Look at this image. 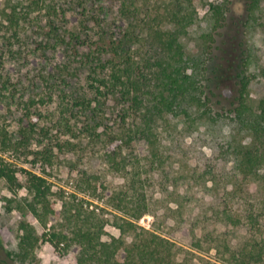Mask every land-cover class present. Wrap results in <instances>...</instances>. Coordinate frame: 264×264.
Instances as JSON below:
<instances>
[{
    "label": "trees",
    "instance_id": "trees-1",
    "mask_svg": "<svg viewBox=\"0 0 264 264\" xmlns=\"http://www.w3.org/2000/svg\"><path fill=\"white\" fill-rule=\"evenodd\" d=\"M58 1L45 6V16H50L40 33L39 44L44 59L47 60L48 48L57 49L67 63L58 64L52 73L65 81L83 71L91 81L89 92L94 98L102 97L112 101L115 108L119 106L120 140L125 144H144L150 153V168L162 164L157 131L170 116L182 124L183 138L203 133L212 149V159L222 168L230 163L233 175L256 177L264 185V97L255 108L248 102L249 84L264 80V0H113L117 15L125 22L122 29L106 22L107 0ZM234 1L243 4L244 14L238 24L242 39L234 68L233 95L226 103L228 98L222 95L221 82L211 66ZM205 7L206 27L198 33L197 52L188 55L182 38L196 22L197 10ZM9 21L16 23L14 18ZM72 63L76 66L69 72ZM76 105L84 104L79 100ZM86 106L91 107L90 100ZM224 126L228 129L226 136L222 134ZM24 139L14 143V148L23 146ZM10 143L8 136H2L3 147H13ZM106 155L111 169L130 174L131 179L129 192L126 191L127 205L118 208L121 212L111 222L103 214L89 210V203L77 200L75 194L55 210L49 200L47 180L21 170L24 183L20 184L18 170L0 155V179L12 190L24 187L28 194L19 207L23 219L18 223L17 244L0 253L1 264H25L30 260L39 241L30 217L48 228L42 235L43 242L59 250L74 249L75 264H175V244L141 225L148 217V205L140 190V159L133 156L134 161L129 162L125 156L117 160L115 153ZM260 215L264 218V209ZM219 216L234 218V223L240 221L227 212L217 211L214 223ZM258 217L248 214L244 219L253 226ZM107 224L119 230L117 237L106 234ZM259 224L263 226L264 219ZM103 235L108 236L104 239ZM205 237L209 249L218 248L209 240L211 234ZM225 250L228 256L213 264L264 262V238L237 251L226 246Z\"/></svg>",
    "mask_w": 264,
    "mask_h": 264
},
{
    "label": "rangeland",
    "instance_id": "rangeland-1",
    "mask_svg": "<svg viewBox=\"0 0 264 264\" xmlns=\"http://www.w3.org/2000/svg\"><path fill=\"white\" fill-rule=\"evenodd\" d=\"M52 4L53 0H0V141L6 135L11 146L25 138L24 145L16 149L15 145L3 147L0 144V155L18 170L20 184L24 183L21 170L31 171L49 183V200L55 210L75 194L77 200L89 203V210L103 214L111 222L120 214L118 208L127 205L131 179L130 174L111 169L106 154H117V160L125 156L129 162L136 156L140 159L139 172L143 181L140 190L148 205V217L141 225L175 244V264H213L228 256L225 246L237 251L264 238V225L259 224L264 219L260 215L264 209L263 181L233 175L230 163L222 168L212 159V149L203 133L183 138L179 119L167 116L157 131L162 164L152 169L150 153L144 144L137 141L125 144L120 140L117 133L121 124L117 115L119 106L115 108L112 101L102 97L94 98L89 92L91 81L83 71L65 81L52 73L58 69V64L67 63L57 49L48 48L47 60L39 49L40 33L50 16H45V6ZM232 9L211 66L221 82L222 95L228 98L226 103L233 95L234 68L242 39L238 24L244 14L240 1H234ZM104 10L110 27L122 29L125 26L113 0L104 3ZM205 13L206 7L197 10L196 22L182 38L183 49L188 55L197 52L198 33L206 27ZM11 18L16 23H11ZM74 66L76 63L67 71H72ZM248 94V102L255 108L264 97V80H253ZM79 100L84 105H76ZM89 100L91 107L86 108ZM227 130L224 126V136ZM26 196L24 187L12 190L0 179L1 254L17 244L18 223L23 219L19 207ZM217 211L227 212L240 221L234 223V218L219 216L214 223ZM248 214L260 216L253 226L244 219ZM29 222L39 241L25 264H75L72 247L55 249L42 241L48 228L33 217ZM51 223L52 220L47 227ZM104 230L108 235H119V230L111 224ZM206 234H211L209 240L219 252L218 248H208Z\"/></svg>",
    "mask_w": 264,
    "mask_h": 264
}]
</instances>
